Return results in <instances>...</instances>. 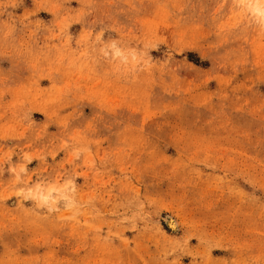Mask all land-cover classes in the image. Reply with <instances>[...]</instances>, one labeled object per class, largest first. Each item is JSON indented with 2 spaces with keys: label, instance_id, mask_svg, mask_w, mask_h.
Instances as JSON below:
<instances>
[{
  "label": "rangeland",
  "instance_id": "1",
  "mask_svg": "<svg viewBox=\"0 0 264 264\" xmlns=\"http://www.w3.org/2000/svg\"><path fill=\"white\" fill-rule=\"evenodd\" d=\"M256 4L0 0V264H264Z\"/></svg>",
  "mask_w": 264,
  "mask_h": 264
},
{
  "label": "bare ground",
  "instance_id": "2",
  "mask_svg": "<svg viewBox=\"0 0 264 264\" xmlns=\"http://www.w3.org/2000/svg\"><path fill=\"white\" fill-rule=\"evenodd\" d=\"M254 9H255L257 12H259V13H261V14L264 15V13H263V11L260 9V6H259V5L256 4L255 7H254ZM167 222L169 223V225H171V226L174 227V222H173L172 220L168 219Z\"/></svg>",
  "mask_w": 264,
  "mask_h": 264
}]
</instances>
